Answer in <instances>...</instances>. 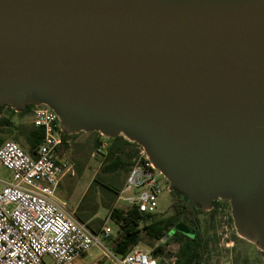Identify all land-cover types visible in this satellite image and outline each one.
I'll return each instance as SVG.
<instances>
[{"label": "water", "instance_id": "1", "mask_svg": "<svg viewBox=\"0 0 264 264\" xmlns=\"http://www.w3.org/2000/svg\"><path fill=\"white\" fill-rule=\"evenodd\" d=\"M30 105L136 143L192 209L230 202L264 255V0H0V108Z\"/></svg>", "mask_w": 264, "mask_h": 264}, {"label": "built area", "instance_id": "2", "mask_svg": "<svg viewBox=\"0 0 264 264\" xmlns=\"http://www.w3.org/2000/svg\"><path fill=\"white\" fill-rule=\"evenodd\" d=\"M30 114L33 126L44 130L36 156L15 141L0 146V166L12 173L11 181H0V264H72L94 249L113 264H164L161 253L138 244L124 255L115 253L106 245L117 236L111 226L96 233L68 211L58 197L62 180L73 173L59 151L66 143L60 119L47 106H34ZM165 191L171 192L167 179L138 146L115 207L156 215Z\"/></svg>", "mask_w": 264, "mask_h": 264}, {"label": "trees", "instance_id": "3", "mask_svg": "<svg viewBox=\"0 0 264 264\" xmlns=\"http://www.w3.org/2000/svg\"><path fill=\"white\" fill-rule=\"evenodd\" d=\"M6 107L9 106L1 107L0 113ZM33 107V105L27 106L18 113L11 107L9 108L16 114L26 115L31 113ZM11 125L10 119L0 118L1 132L8 136L14 135L16 140L23 138L28 154L35 157L36 150L44 139V130L34 127L33 124L29 127L21 126L16 128L12 125V129L6 130ZM72 135L66 132L63 133L66 143L59 151L68 148L67 138ZM110 140L111 144L104 154V166L94 178L75 210L77 219L86 223L92 231L97 233L103 227V221L97 218L98 213L102 210L111 212V219L117 227V236L111 241L109 247L117 254H126L132 246L142 241L143 234L150 241L156 255L159 253L163 255V244L166 241L178 244L179 248L175 254L176 260L174 264H204L205 251L210 241L205 239L200 232L198 216L205 213L204 211L190 208L182 199L176 198L174 192L173 194L176 198L174 214L165 218L157 219L158 214L152 216L142 215L136 210L125 211L115 207L117 195L124 185L122 176L127 177L131 160L136 154L139 145L129 142L123 136ZM3 143L4 138H0V145ZM100 146L101 142L97 140L95 148ZM79 174H81L80 171ZM218 203L220 201L214 202L212 210L216 206L217 208L220 207ZM179 224L194 230V237L176 231L175 227ZM158 241H164V243L158 248H154L153 243Z\"/></svg>", "mask_w": 264, "mask_h": 264}, {"label": "rangeland", "instance_id": "4", "mask_svg": "<svg viewBox=\"0 0 264 264\" xmlns=\"http://www.w3.org/2000/svg\"><path fill=\"white\" fill-rule=\"evenodd\" d=\"M0 118L10 119L14 128L32 125L31 114H16L9 107L3 109L2 113H0ZM12 125L6 128V130L12 129ZM0 138H4V142H17L27 152L23 138L16 140L14 135H5L1 130ZM67 139L68 148L65 151L62 150L63 154L61 157L70 164L73 173L66 175L62 180L58 189V197L66 202L69 212H75L83 195L104 166V154L110 146L111 140L100 133L84 132L72 135ZM97 140L101 142L99 148H95ZM79 171L81 174H79ZM125 177L122 176L123 183ZM11 180V171L0 166V181L8 182ZM1 189L2 183L0 182ZM175 203L176 198L173 192L165 191L160 198L157 219L174 214ZM218 205H220L219 208L216 206L214 210L211 209V211L198 216L200 232L205 239L210 240L208 248L205 251L204 264H264L263 253L254 244L238 236L231 215L230 202L221 200ZM110 215L111 212L102 210L98 213L97 218L103 221V226L105 224L111 226L114 233H116L117 227ZM159 244L162 243H153L154 246ZM106 245L110 246L111 242H107ZM138 245L147 250L152 248L150 241L143 234L142 241ZM163 246L164 263L173 264L175 254L179 248L178 244L166 241ZM90 253L74 261L72 264H113L98 249H94Z\"/></svg>", "mask_w": 264, "mask_h": 264}, {"label": "flooded vegetation", "instance_id": "5", "mask_svg": "<svg viewBox=\"0 0 264 264\" xmlns=\"http://www.w3.org/2000/svg\"><path fill=\"white\" fill-rule=\"evenodd\" d=\"M175 196H176V195H175ZM176 198H178V197L176 196ZM179 199H180V198H179ZM219 201H221V200H218V202H219ZM215 202H216V201H215ZM213 204H214V203H213Z\"/></svg>", "mask_w": 264, "mask_h": 264}, {"label": "crops", "instance_id": "6", "mask_svg": "<svg viewBox=\"0 0 264 264\" xmlns=\"http://www.w3.org/2000/svg\"><path fill=\"white\" fill-rule=\"evenodd\" d=\"M125 183V182H124ZM159 242V241H158ZM161 244H159V246H160Z\"/></svg>", "mask_w": 264, "mask_h": 264}]
</instances>
